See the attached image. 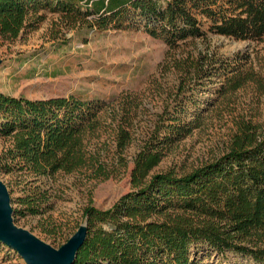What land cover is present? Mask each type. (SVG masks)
Instances as JSON below:
<instances>
[{
	"label": "trees",
	"instance_id": "obj_1",
	"mask_svg": "<svg viewBox=\"0 0 264 264\" xmlns=\"http://www.w3.org/2000/svg\"><path fill=\"white\" fill-rule=\"evenodd\" d=\"M50 2L53 11L60 9L65 18L101 29H119L126 21V27H133L139 15L146 31L170 48L207 37L198 13L211 22L214 33L264 40V0H169L166 5L157 0H0V39L17 38L32 13ZM201 57L184 59L186 69L204 71L207 56ZM176 62L180 65L181 60ZM247 80L264 89V78L252 73L236 75L233 88ZM133 103L74 95L30 99L0 94V136L9 141L0 168L35 177L84 170L108 178L114 169L128 166L124 152L132 138ZM186 125H172L169 131L183 135L191 129ZM161 128L158 122L133 157L135 189L107 209L85 207L88 237L73 264H201L193 254L201 245L264 264V130L260 124L241 118L230 149L210 163L183 174L167 170L150 175L170 139L152 142L160 139ZM32 200L22 201L33 214L37 208Z\"/></svg>",
	"mask_w": 264,
	"mask_h": 264
},
{
	"label": "rangeland",
	"instance_id": "obj_2",
	"mask_svg": "<svg viewBox=\"0 0 264 264\" xmlns=\"http://www.w3.org/2000/svg\"><path fill=\"white\" fill-rule=\"evenodd\" d=\"M157 1L166 5L169 0ZM53 7L50 2L32 13L17 38L0 39V94L30 99L74 95L117 104L131 100L135 116L124 152L128 166H119L108 178L84 170L35 177L0 168V179L10 190L15 222L52 246L62 245L87 222L86 206L107 209L135 189L133 157L158 122L160 139L152 142L157 145L170 139L150 175L167 170L183 174L221 157L230 149L241 118L259 123L264 130V89L258 90L253 80L233 88L238 74L264 78V40H237L214 33L211 22L198 13L207 37L170 48L146 31L139 15L133 27H126V21L119 29H101L81 19L65 18ZM86 8L82 4L83 12ZM188 56L201 60L207 56L205 70L186 69L183 61ZM175 124L191 129L183 135L174 129L170 132ZM8 145L0 136V156ZM26 198H33L36 213H29L22 201ZM193 254L201 264H261L250 256L233 251L222 254L205 245L195 247ZM0 264L26 262L0 241Z\"/></svg>",
	"mask_w": 264,
	"mask_h": 264
},
{
	"label": "water",
	"instance_id": "obj_3",
	"mask_svg": "<svg viewBox=\"0 0 264 264\" xmlns=\"http://www.w3.org/2000/svg\"><path fill=\"white\" fill-rule=\"evenodd\" d=\"M87 237L88 223L85 222L66 242L54 247L31 230L18 225L10 190L0 179V241L15 249L26 264H73Z\"/></svg>",
	"mask_w": 264,
	"mask_h": 264
}]
</instances>
